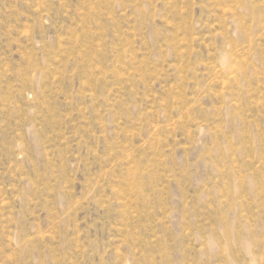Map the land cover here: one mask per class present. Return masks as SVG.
Masks as SVG:
<instances>
[{"label": "rangeland", "instance_id": "obj_1", "mask_svg": "<svg viewBox=\"0 0 264 264\" xmlns=\"http://www.w3.org/2000/svg\"><path fill=\"white\" fill-rule=\"evenodd\" d=\"M0 264H264V0H0Z\"/></svg>", "mask_w": 264, "mask_h": 264}]
</instances>
